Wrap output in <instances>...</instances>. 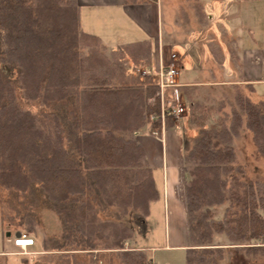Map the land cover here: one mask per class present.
<instances>
[{
	"label": "trees",
	"instance_id": "trees-1",
	"mask_svg": "<svg viewBox=\"0 0 264 264\" xmlns=\"http://www.w3.org/2000/svg\"><path fill=\"white\" fill-rule=\"evenodd\" d=\"M105 51L96 35L82 29L78 0H0V189L25 202L22 212L15 210L18 218L1 212L0 220L34 234L39 221L33 207L42 194L62 228L59 239L41 240L47 262L57 257L85 264L76 254L98 251L110 255L106 264L112 258L153 264L142 250L125 248L133 234L127 215L143 231L150 203L158 199L144 148L132 135L145 126L161 132L158 85L137 72L150 63L152 49L147 41L127 43L109 52L111 61ZM233 86L234 103L216 121L215 109L194 98V86L164 93L165 105L177 96L184 102L196 131L184 157V264H219L235 252L264 257V189L245 177L233 145L244 128L264 160V98L254 100L250 84L242 86L249 95ZM18 97L38 111L22 107ZM223 109L221 104L215 113ZM164 122L168 127L174 120L168 115ZM31 146L52 165L36 162ZM215 234L225 235L226 246L214 244Z\"/></svg>",
	"mask_w": 264,
	"mask_h": 264
},
{
	"label": "crops",
	"instance_id": "crops-1",
	"mask_svg": "<svg viewBox=\"0 0 264 264\" xmlns=\"http://www.w3.org/2000/svg\"><path fill=\"white\" fill-rule=\"evenodd\" d=\"M193 1L199 14L202 17L205 16L203 19H207L206 26L215 27L231 37L233 49L224 51V57L219 61L218 67H213V58L209 51L204 49L207 46L204 44L205 46L199 50L201 55L191 57L192 79L178 81V83L181 85L213 84L204 81L210 77L213 78L214 84L219 86L242 87L250 84L253 87L251 97L264 98V0ZM78 2L82 29L96 35L100 45L106 50L107 48H112L110 51L115 50L131 42L147 41L153 54L147 67H158L160 63L166 64L172 60V56H175L179 69L183 68V58L160 39L161 2L159 0L135 4H124L119 0H78ZM177 5L181 7L187 4L181 0ZM187 6L191 7V5ZM261 16H263L262 19ZM112 42H115L116 47H109ZM202 55L204 58L201 57ZM178 118L175 123L164 127L159 136L152 135L148 129L136 131L134 135L144 148L145 160L152 169L158 191V199L150 203L148 217L152 213L153 205L160 203L165 217L172 222V231L167 237L172 244H165L164 247L185 249L187 247V216L184 157L191 147L195 130L189 125L188 116L183 114ZM8 231V242L5 240L1 242L0 264H9L10 256L19 255L16 249L18 247L12 243V236H18L21 231ZM0 232H3L1 220ZM35 238L37 237L33 236V240ZM40 248L42 253H46L42 247ZM139 248L153 250L157 247L139 245ZM16 259L18 261L15 262L16 264L19 262L23 264V260H27L30 264L29 261H31L22 256L19 260Z\"/></svg>",
	"mask_w": 264,
	"mask_h": 264
},
{
	"label": "rangeland",
	"instance_id": "rangeland-1",
	"mask_svg": "<svg viewBox=\"0 0 264 264\" xmlns=\"http://www.w3.org/2000/svg\"><path fill=\"white\" fill-rule=\"evenodd\" d=\"M146 1L149 2L153 0ZM180 1L181 0H159V2H161V9L159 10V32L160 39H162L163 43L170 46L172 51L176 52L183 58V68L179 69L177 61L175 63L178 67L177 80L180 82H184L186 80L192 79L193 77V67L191 66L190 61L192 56L194 58L195 56L201 55L199 52L200 48H203V46L207 45L204 49L209 51V53L211 54V58H213L212 60L214 61L213 67H218L219 61L224 57V51H231L233 47H231V37L223 33L221 30L216 29L215 27L210 28L208 25L206 26L207 19H203V17L205 16L202 17L199 14L198 9L194 5L195 1L183 0L185 4L191 5V7L187 5H182L180 7L179 5H177V3H180ZM262 17L263 16H261V19ZM177 19L179 22L177 21ZM109 47H116L115 42L109 44ZM110 49L112 48H107V50L105 51V54L108 56L109 61H111L109 53ZM201 57L204 58V55H202ZM126 66L131 68L132 65L128 63ZM145 66L146 65L140 66L139 68ZM204 81L214 84L213 78L210 77L209 79H206ZM213 84H189V86H194L190 89L194 90L193 96L195 99H198L205 107L212 106V108L215 109L211 113V119L213 121H216L217 116L221 117L225 113L229 112L230 106L234 103V94L236 92V87L233 85L219 86ZM237 86L241 88V86ZM241 89L243 93L249 95V92L246 90V88L242 87ZM18 100L22 107L29 109L32 112L38 111L37 105L26 103L20 97H18ZM221 104L224 106V109L221 112H217L216 114V109ZM183 114L188 116L186 110L180 115V117ZM177 119L179 118H173L174 123L177 121ZM30 122L32 125H34L35 131H37L38 128L34 121L30 120ZM143 129H148V127L145 126L138 131ZM132 135L134 134L132 133ZM233 145L237 164L245 167V177L253 183V186L255 188L263 190L264 160L257 154L251 134L246 129L242 128L238 137L234 139ZM30 153V156H32V158L38 155V158H36L35 160L36 162L49 164V167L52 165L51 162H53V160L50 157L49 162H44L45 157L40 156L39 149L37 147L31 146ZM54 164L55 163H53V165ZM184 166V170L186 172L189 168V165L184 164ZM49 167H46L47 170H49ZM54 167L55 166H53V168ZM36 196L38 198V201L33 207V210L35 211L39 224L36 227V232L34 234L28 233V236L32 237V239L33 236H36L37 238L34 239V244L32 246L25 248H16L19 252V255L17 257L10 256L9 264H16L15 262H18L16 258H18L19 260L20 256L27 257L28 260L31 259V261H29L30 264H65V262H61L57 257H54V260L52 262H47L44 257L41 258L42 254H45L40 250V244L43 236L45 235L49 238L59 239L62 234V228L61 221L58 215L48 206L45 197L40 193H37ZM22 199L23 197L17 193L6 192L0 189V215L2 212L6 216H15L16 218H18L19 216L16 214L15 210L21 212L23 211L25 202L22 201ZM10 204L12 205L13 211L11 210ZM224 207L225 205L218 207L219 217L222 216ZM125 219L127 223L133 228L132 237L126 241L125 248H136L142 250V252H144L147 257L150 258L153 264H184V248L164 247L165 244H172L171 242H169V240H167V237L169 236V234H171L172 231V222H169L165 217L162 205H160V203H155L153 205L151 215L149 217L147 216L145 219L146 223L145 229L143 231H139L138 227L135 226V224L132 222V216L127 215ZM14 220V222L18 221V219L15 218ZM8 230L14 232L18 229L14 224L10 225L8 221L3 223V232H0V249L2 247V240H5L7 242L9 240L7 239L6 235V233L9 232ZM13 239L14 236H12V243ZM213 242L214 244H223L225 246L228 243L224 234H215ZM252 242L260 243V240H253ZM139 245L154 246L157 248L153 250H146L139 248ZM53 252L59 253L61 251ZM105 254L107 253H98V251H94L91 256H85L84 253H78L76 255L78 257V260L84 261L85 264H106V259L110 258V255L108 256ZM90 259L93 261H90ZM18 264H20V262ZM112 264H120V262L117 259L112 258ZM219 264H264V257H246L242 252H235L232 256H226L225 259L222 260Z\"/></svg>",
	"mask_w": 264,
	"mask_h": 264
},
{
	"label": "built area",
	"instance_id": "built-area-1",
	"mask_svg": "<svg viewBox=\"0 0 264 264\" xmlns=\"http://www.w3.org/2000/svg\"><path fill=\"white\" fill-rule=\"evenodd\" d=\"M176 58L172 56V60L169 63L162 64L160 63L158 67L151 66V67H141L137 68V72L141 76L150 75L156 81L159 89V96L161 100V113H160V120H161V131L165 127V117L171 116L172 118L179 117L184 111L185 106L183 102L177 96L176 98L170 99L167 101L166 105L164 103V93L168 88L176 87L180 85L177 80L178 76V67L176 65ZM154 136H159V134L155 131L151 133ZM161 135V132H160ZM13 244L16 247L25 248L32 246L34 244V240L29 237L25 233H20V235L15 236L13 239Z\"/></svg>",
	"mask_w": 264,
	"mask_h": 264
},
{
	"label": "water",
	"instance_id": "water-1",
	"mask_svg": "<svg viewBox=\"0 0 264 264\" xmlns=\"http://www.w3.org/2000/svg\"><path fill=\"white\" fill-rule=\"evenodd\" d=\"M6 235H9V232H7ZM18 235H20V234H18Z\"/></svg>",
	"mask_w": 264,
	"mask_h": 264
}]
</instances>
